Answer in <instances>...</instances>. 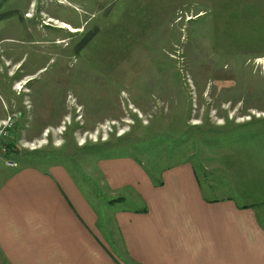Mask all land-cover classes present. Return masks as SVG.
Segmentation results:
<instances>
[{
  "label": "rangeland",
  "instance_id": "1",
  "mask_svg": "<svg viewBox=\"0 0 264 264\" xmlns=\"http://www.w3.org/2000/svg\"><path fill=\"white\" fill-rule=\"evenodd\" d=\"M7 115L21 166L62 167L93 239L132 264L113 218L140 193L98 160L134 162L157 188L189 162L204 198L264 201V0H0Z\"/></svg>",
  "mask_w": 264,
  "mask_h": 264
},
{
  "label": "crops",
  "instance_id": "2",
  "mask_svg": "<svg viewBox=\"0 0 264 264\" xmlns=\"http://www.w3.org/2000/svg\"><path fill=\"white\" fill-rule=\"evenodd\" d=\"M6 159L16 166L0 156V264H124L93 239L100 234L91 227L95 217L62 167L41 173L21 166L13 153ZM127 165L123 171L102 159L96 168L115 188L140 193L137 210L120 208L113 218L116 240L132 264H264V201L204 198L189 162L162 170L160 188L137 164Z\"/></svg>",
  "mask_w": 264,
  "mask_h": 264
},
{
  "label": "built area",
  "instance_id": "3",
  "mask_svg": "<svg viewBox=\"0 0 264 264\" xmlns=\"http://www.w3.org/2000/svg\"><path fill=\"white\" fill-rule=\"evenodd\" d=\"M15 114V113H14ZM15 115H7V117L1 121L0 123V156L4 158L7 153V145L10 141L12 131L14 128L15 119H13ZM5 164L10 167H15V162L9 161L5 159Z\"/></svg>",
  "mask_w": 264,
  "mask_h": 264
},
{
  "label": "trees",
  "instance_id": "4",
  "mask_svg": "<svg viewBox=\"0 0 264 264\" xmlns=\"http://www.w3.org/2000/svg\"><path fill=\"white\" fill-rule=\"evenodd\" d=\"M13 132V131H12ZM13 134V133H12ZM16 142H12V135H11V138H10V141L7 145V153L5 154L4 158L6 159L7 156L10 154V153H16L18 150L16 149V145H15ZM2 157V156H1ZM13 162V161H12ZM254 206H260V205H254ZM144 212V210H142Z\"/></svg>",
  "mask_w": 264,
  "mask_h": 264
},
{
  "label": "bare ground",
  "instance_id": "5",
  "mask_svg": "<svg viewBox=\"0 0 264 264\" xmlns=\"http://www.w3.org/2000/svg\"><path fill=\"white\" fill-rule=\"evenodd\" d=\"M60 24H61V27H62V28H64V29H65V28H69V29H70V27H69L68 25L63 24V23H60ZM73 31H74V30H73ZM75 31H76V30H75Z\"/></svg>",
  "mask_w": 264,
  "mask_h": 264
}]
</instances>
